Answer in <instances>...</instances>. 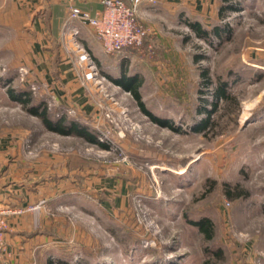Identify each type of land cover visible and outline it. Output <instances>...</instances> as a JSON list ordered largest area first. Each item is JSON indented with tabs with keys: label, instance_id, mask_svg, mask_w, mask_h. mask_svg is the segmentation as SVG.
<instances>
[{
	"label": "rangeland",
	"instance_id": "374dc122",
	"mask_svg": "<svg viewBox=\"0 0 264 264\" xmlns=\"http://www.w3.org/2000/svg\"><path fill=\"white\" fill-rule=\"evenodd\" d=\"M224 2H148L138 12L146 45L97 62L101 88L85 81L68 45L39 56L46 42L30 14L0 0V205L23 246L17 262L0 264H264V0H231L240 10L220 16ZM195 21L231 31L200 36ZM66 60L94 106L83 123L109 147L48 130L8 94L24 87L77 115L50 89L51 70ZM122 71L139 75L146 106L176 129L153 122L108 76ZM219 77L238 110L223 100L212 109ZM201 106L217 124L196 131ZM204 218L212 239L194 224Z\"/></svg>",
	"mask_w": 264,
	"mask_h": 264
},
{
	"label": "crops",
	"instance_id": "0c3cea01",
	"mask_svg": "<svg viewBox=\"0 0 264 264\" xmlns=\"http://www.w3.org/2000/svg\"><path fill=\"white\" fill-rule=\"evenodd\" d=\"M17 10L27 11L30 14L31 20L29 21L35 28L37 39L39 37L45 38L46 44H41V53L46 58H54V55H58V52L54 50V42L58 40L61 43L60 34L63 24L67 20L71 6H76L82 10L88 11L92 15L97 14L102 9L100 0H15ZM148 0H144L139 6V15H146L147 8L151 6ZM31 11H34L33 14ZM37 14V15H36ZM28 20V19H27ZM26 20V21H27ZM74 26L80 30V39L84 46L91 52L96 63L105 65L107 59L110 57L101 41L98 39L91 26L83 23L79 20L73 23ZM40 33V35H39ZM62 44V43H61ZM45 48V49H44ZM40 51V50H39ZM124 53H127L126 50ZM63 54V53H62ZM108 56V58H107ZM68 56L63 54L62 60H65ZM50 58V59H51ZM107 58V59H106ZM59 68H53L50 77V89L56 91L58 99V107H75L77 115L88 116L93 110V104L89 101L86 90L83 88L78 76V72L70 64L69 60L65 63H61ZM53 70L55 73H53ZM75 115V116H77ZM24 200V199H22ZM5 201V200H4ZM15 217L10 220L12 224H15ZM14 230L8 229L6 240V251L1 258L0 262H17L16 255H18V249L21 250L20 236L14 234ZM19 233V232H18ZM10 256V257H9Z\"/></svg>",
	"mask_w": 264,
	"mask_h": 264
},
{
	"label": "trees",
	"instance_id": "16d2710c",
	"mask_svg": "<svg viewBox=\"0 0 264 264\" xmlns=\"http://www.w3.org/2000/svg\"><path fill=\"white\" fill-rule=\"evenodd\" d=\"M128 1V0H126ZM224 4L219 9V15L224 16L226 11L229 10H240L239 6L233 5V4H227V2L231 0H224ZM140 20V19H139ZM189 25L200 35V36H209L212 32L218 36H221L223 32H230L231 28L230 26L226 25L225 27H221L216 25L212 31H209L205 29L200 22H190ZM147 36V35H146ZM144 38V43L142 45H146L147 37ZM59 41L55 40L54 42V50L57 49L59 52V49L57 48ZM57 44V45H56ZM145 44V45H144ZM134 49H127L126 52L133 51ZM200 59V57H198ZM208 69H203L202 75L204 78L207 79L208 82H210V77L208 75ZM113 81H115L117 84L121 85L124 89L128 90L133 97L136 99L138 106L140 109L155 123L168 126L172 129H176L174 126V123L166 118H161L157 115H155L147 106L142 98V94L140 92V87L142 85V79L139 77V75H130L127 72H121V76L118 78L110 77ZM8 94L10 97L16 101L22 102L24 107L27 109V111L37 116L43 125L51 131L58 132L63 135H71L75 134L80 137L85 138L89 142L97 143L100 146L103 147H109L107 143L101 142L99 140V134L94 129L90 128V126L83 123L82 118L85 116L77 115V116H70L66 111L59 112L58 109L51 110L48 103L39 98H35L32 94V91L27 88H19L16 89L14 87H8L7 89ZM214 93V101L210 104L212 106V109H217L219 100H223L224 102V110L227 111V108H231L232 106H235V110H238L240 108L239 100H237V97L234 93H232L229 89V80L223 79L219 77L217 84L213 88ZM200 112H204L207 114V117L203 119L201 122L195 126L196 131H202L206 128L215 127L217 124V120L212 119V111L206 108V106L199 107ZM228 189H231L230 187ZM230 191V190H229ZM237 197H243L247 196L248 192L245 190H241L237 188ZM194 224H196L200 231L203 232L205 237L207 239L213 238V222L209 218H204L200 221H194ZM205 264H208V262H205Z\"/></svg>",
	"mask_w": 264,
	"mask_h": 264
},
{
	"label": "built area",
	"instance_id": "2783aa9c",
	"mask_svg": "<svg viewBox=\"0 0 264 264\" xmlns=\"http://www.w3.org/2000/svg\"><path fill=\"white\" fill-rule=\"evenodd\" d=\"M144 0H100L102 9L95 15L79 7L71 6L67 20L61 29L62 45H68L77 57V65L87 82L95 86L103 84L99 67L91 52L80 39V30L73 23L77 20L92 27L105 51L111 55H118L125 50L140 49L144 43L147 29L139 20V6ZM156 2V0H148ZM25 71V70H24ZM23 80V79H22ZM33 89H36L33 86ZM69 114L76 115L74 109L69 108ZM12 210L0 205V260L6 251L5 236L8 231V216Z\"/></svg>",
	"mask_w": 264,
	"mask_h": 264
}]
</instances>
